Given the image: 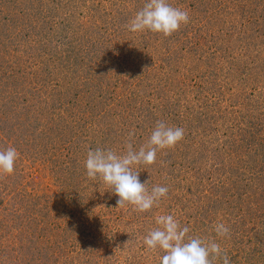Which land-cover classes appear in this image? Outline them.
I'll use <instances>...</instances> for the list:
<instances>
[{"label": "rangeland", "instance_id": "rangeland-1", "mask_svg": "<svg viewBox=\"0 0 264 264\" xmlns=\"http://www.w3.org/2000/svg\"><path fill=\"white\" fill-rule=\"evenodd\" d=\"M169 2L190 19L164 36L127 29L145 0H0V149L19 153L0 175V264H160L143 243L159 214L264 264V0ZM158 121L184 137L136 171L169 192L118 207L86 154L138 149Z\"/></svg>", "mask_w": 264, "mask_h": 264}, {"label": "clouds", "instance_id": "clouds-1", "mask_svg": "<svg viewBox=\"0 0 264 264\" xmlns=\"http://www.w3.org/2000/svg\"><path fill=\"white\" fill-rule=\"evenodd\" d=\"M189 11L173 7L169 0H145V3L126 25L132 33L152 32L170 36L189 22ZM133 133H129L132 137ZM184 137V129L158 121L146 144L138 149L132 143L126 144V151L117 153L112 149L89 150L84 160L86 175L91 180L102 181L117 197L118 207L131 205L137 212H149L166 198L169 188L154 185L148 189V181L141 182L139 166L155 163L157 153L174 148ZM19 153L15 147L0 149V175H11L15 171ZM103 207V206H100ZM156 227L143 238L150 250L163 253L160 264H213L222 260L230 264L215 239L190 236V228L182 226L173 214H159L155 217ZM217 237L227 238L229 227L217 222L213 227Z\"/></svg>", "mask_w": 264, "mask_h": 264}]
</instances>
